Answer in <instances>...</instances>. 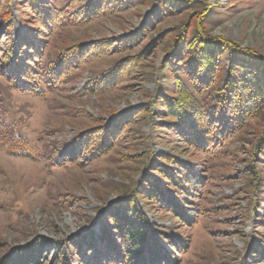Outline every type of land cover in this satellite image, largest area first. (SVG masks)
I'll list each match as a JSON object with an SVG mask.
<instances>
[{"label":"rangeland","instance_id":"rangeland-1","mask_svg":"<svg viewBox=\"0 0 264 264\" xmlns=\"http://www.w3.org/2000/svg\"><path fill=\"white\" fill-rule=\"evenodd\" d=\"M227 2L224 8L208 5L211 19L205 26L210 35L264 55V0ZM9 4L11 19L0 26L2 44L24 34L35 21L25 0H10ZM152 10L138 4L86 25L64 26L49 37L44 58L52 61L66 48L90 42L112 41L117 47L122 39L140 33ZM187 17L184 13L158 24L129 51L89 59L68 73L62 87L43 98L14 91L12 83L0 76L5 122L14 124L46 156L38 162L0 149V258L39 235L50 241V260L57 252L63 254L79 234L90 229L98 232L107 204L136 192L144 176L150 175L146 165L155 156L170 154L207 178L196 207L202 215L192 228L140 201L152 223L175 232L188 245L180 264H250L249 240L264 241V155L257 150L264 118L237 132L212 159L160 127L162 117L144 112L107 155L54 165L58 149L76 135L110 126L150 101L151 93L165 82L160 67L175 37L173 28ZM9 23L13 27L8 30ZM159 38L160 44L148 51L131 78L108 92L85 91L91 80L122 58L145 53Z\"/></svg>","mask_w":264,"mask_h":264},{"label":"trees","instance_id":"trees-1","mask_svg":"<svg viewBox=\"0 0 264 264\" xmlns=\"http://www.w3.org/2000/svg\"><path fill=\"white\" fill-rule=\"evenodd\" d=\"M9 1L0 0V26L11 19ZM25 1L35 21L11 42H0V76L12 83L14 91L39 98L62 87L68 73L89 59L111 51H129L158 24L188 14L181 26L173 28L175 37L160 67L165 82L151 93L150 101L126 112L110 126L93 127L76 135L58 149L56 166L107 155L124 138L130 123L144 112L162 117L160 127L212 159L237 132L264 118V55L227 38L211 36L205 25L212 9L205 0ZM138 4L153 8L139 34L122 39L117 47L112 41L90 42L66 48L52 61L45 60L48 39L55 31L72 24L86 25ZM12 27L9 23L7 29ZM160 38L145 53L119 60L91 80L85 91L108 92L131 78L148 51L160 44ZM6 116L0 108V149L32 161L45 160L46 156L17 132L14 124L5 122ZM257 146L264 155V131ZM146 168L150 175L144 176L136 192L107 204L98 232L90 229L79 234L63 254L57 252L51 260L50 241L39 235L9 249L0 264H180V255L188 245L175 232L152 223L140 201L192 228L202 215L196 207L207 178L201 170L170 154L155 156ZM248 246L250 264H264V241L254 237Z\"/></svg>","mask_w":264,"mask_h":264},{"label":"built area","instance_id":"built-area-1","mask_svg":"<svg viewBox=\"0 0 264 264\" xmlns=\"http://www.w3.org/2000/svg\"><path fill=\"white\" fill-rule=\"evenodd\" d=\"M208 5L212 8H218V7H226L227 6V0H206Z\"/></svg>","mask_w":264,"mask_h":264}]
</instances>
